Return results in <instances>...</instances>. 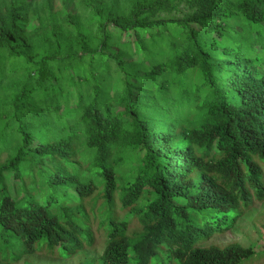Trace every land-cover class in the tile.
<instances>
[{
    "label": "trees",
    "instance_id": "16d2710c",
    "mask_svg": "<svg viewBox=\"0 0 264 264\" xmlns=\"http://www.w3.org/2000/svg\"><path fill=\"white\" fill-rule=\"evenodd\" d=\"M60 1L0 0V264H263L208 242L264 203V0Z\"/></svg>",
    "mask_w": 264,
    "mask_h": 264
},
{
    "label": "rangeland",
    "instance_id": "374dc122",
    "mask_svg": "<svg viewBox=\"0 0 264 264\" xmlns=\"http://www.w3.org/2000/svg\"><path fill=\"white\" fill-rule=\"evenodd\" d=\"M67 9L71 10V0H65ZM61 9V1L54 0ZM264 203L256 204L244 216L239 219L235 227L222 235L213 236L208 244L225 245L230 242H238L241 245L250 243L258 244L256 250H261L264 246ZM93 249L84 251L69 259H60L58 256L47 255L44 251L38 252L32 256L23 257L16 263L9 264H84L87 259H97L103 251L102 238H97ZM264 264V263H263Z\"/></svg>",
    "mask_w": 264,
    "mask_h": 264
}]
</instances>
